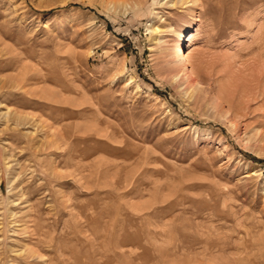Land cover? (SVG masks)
Masks as SVG:
<instances>
[{
	"label": "rangeland",
	"instance_id": "rangeland-1",
	"mask_svg": "<svg viewBox=\"0 0 264 264\" xmlns=\"http://www.w3.org/2000/svg\"><path fill=\"white\" fill-rule=\"evenodd\" d=\"M108 1L0 0V264H264V0Z\"/></svg>",
	"mask_w": 264,
	"mask_h": 264
},
{
	"label": "bare ground",
	"instance_id": "bare-ground-1",
	"mask_svg": "<svg viewBox=\"0 0 264 264\" xmlns=\"http://www.w3.org/2000/svg\"><path fill=\"white\" fill-rule=\"evenodd\" d=\"M110 1V3L111 4H118L115 0H109ZM108 1V2H109ZM187 31V30H186ZM191 32V31H190ZM188 35V34H187ZM185 38H186V35L184 36ZM179 38H180V43H179V50L178 51H175V55H176V58H177V63L179 64V66L181 67V69L183 70V71H186V64H185V58L183 57V55H182V53H181V51H180V48H181V41L183 40L184 41V38H183V36H182V34H179ZM186 40V39H185ZM188 41V40H187ZM186 42V41H185ZM183 44V43H182ZM174 51V50H173ZM188 67V66H187ZM172 81L173 82H179V80L177 79V75H174L173 77H172ZM187 83H189L188 81H187ZM200 86V83H198L197 82V80H193L192 81V83H189L188 84V87H187V89L186 90H189V93H187V94H189L191 97L196 93V92H198L199 91V89H198V87ZM185 90V91H186ZM18 125V124H17ZM235 125L234 124H232L231 122H230V127L231 128H233ZM199 226H200V224H199ZM204 226V225H203ZM210 229V228H209ZM215 229V228H214ZM206 230V229H205ZM246 233V236H247V232H245ZM249 234V233H248ZM227 240V239H226ZM207 243V242H206ZM223 246V245H222ZM222 248V247H221ZM252 247H251V245L250 244H248L246 247H245V250L246 251H248V250H250ZM213 249V248H212ZM245 254H248V253H245ZM200 255V254H199ZM192 258V257H191ZM245 259V258H244ZM247 261L250 263L251 261H252V259L251 258H247ZM244 262V261H243ZM247 262V263H248Z\"/></svg>",
	"mask_w": 264,
	"mask_h": 264
}]
</instances>
